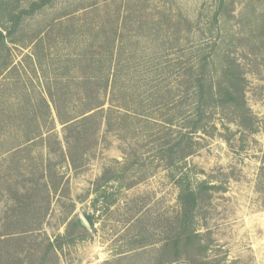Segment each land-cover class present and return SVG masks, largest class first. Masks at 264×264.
I'll return each instance as SVG.
<instances>
[{
  "label": "rangeland",
  "instance_id": "rangeland-1",
  "mask_svg": "<svg viewBox=\"0 0 264 264\" xmlns=\"http://www.w3.org/2000/svg\"><path fill=\"white\" fill-rule=\"evenodd\" d=\"M31 1L0 0V264H264V0H51L12 30ZM226 68L255 130L208 98L193 152L167 151L197 76L214 92ZM83 75L98 95L109 75L111 117L74 168L44 102L77 106ZM198 185L182 225L179 196Z\"/></svg>",
  "mask_w": 264,
  "mask_h": 264
},
{
  "label": "trees",
  "instance_id": "trees-1",
  "mask_svg": "<svg viewBox=\"0 0 264 264\" xmlns=\"http://www.w3.org/2000/svg\"><path fill=\"white\" fill-rule=\"evenodd\" d=\"M51 0H33L29 3L27 8L21 9L17 15L15 16V22L14 25H12V30H14L15 25L18 24V21L21 19L24 15H31L35 11L41 9L43 6L48 4ZM223 0H219V3H222ZM4 35L0 31V42L2 41ZM2 44V42H1ZM0 44V45H1ZM228 67V66H227ZM232 70L229 68H226L224 74L222 75V82H218L216 85L215 91L213 92L212 86H206L204 84L205 77L202 76L200 73L196 80V97H197V104L194 109V112L192 113L193 116L188 119L183 126V129L179 130L176 137V142L173 144H170L167 148V151H170L172 153V150L174 147H178L181 149V152L179 157H185L189 154H191L193 151L191 148V134L198 132L201 128H203L204 123H202L203 120V111H202V104L207 103V99H211L215 101L217 104H214L215 106H224L229 105L237 107L239 110L237 112L236 119H233V121L238 125L242 126L244 128L250 129V131H254L255 128L252 127V125L248 122V116L247 114L242 111L243 108H245L244 105V99H243V91L242 88L239 87V83L237 80V77L235 74L231 73ZM109 74V73H108ZM108 76L105 77V81L103 83L101 93L100 95L97 94L96 89H92L93 85H91L92 82H89L86 75H83L81 77V81L79 84L75 87V93L77 94V99L75 102L77 103V106H70L68 107L67 104L62 100V97L57 96L55 93L51 91H46V94L49 98V101H45V106L47 107L48 112L50 113V110L52 109L55 112L56 118L60 125H62L63 132H64V138L62 141H54L53 143L59 144V148L61 150L63 147L65 148L66 157L68 158V161L70 164L76 168L81 165V163H78L77 153L75 151L77 149H81V152H79V156H82V151L84 150L83 147H80L81 138L84 136H93L96 133V130L99 128V126L104 124L105 126H108L110 124V117H111V106L105 107V104L109 102V99H107V86H108ZM99 96V98H98ZM44 101V99H43ZM64 102V103H61ZM51 103V104H50ZM214 103V102H213ZM49 105L51 107H49ZM127 110V109H126ZM106 111H108L106 113ZM92 123V127L87 126V124ZM224 126V125H223ZM215 127V126H214ZM50 135H47L44 139V144L46 147H49V139ZM30 139L26 137V141H29ZM226 141L228 139H225ZM51 142V141H50ZM62 142V143H61ZM193 142V141H192ZM61 145V147H60ZM185 150V151H184ZM171 157V156H170ZM82 159V158H81ZM80 159V160H81ZM173 162L172 158L169 159V164ZM53 173L50 170V167L48 165H45L42 169V177H46V184L47 188L49 189H55V183H51L50 179ZM55 184V185H54ZM202 185H198V188H187L186 191H184L179 196V204H180V216H179V223L182 225H188L189 222L192 220V212L196 208L199 200V190H201ZM210 188H217L218 185H210ZM49 193V190H47ZM51 192V190H50ZM47 193V194H48ZM88 222L92 224L91 217L86 216ZM70 224L73 225L74 229L82 228V225L80 224V221L77 219L75 221H70ZM15 233V232H10ZM2 237L5 236V233L0 234ZM187 236V235H186ZM188 238L190 239H197L199 238V234L196 232L190 231ZM61 245L59 244L58 247ZM52 247L51 243L48 244L47 248ZM194 264H208V262H196Z\"/></svg>",
  "mask_w": 264,
  "mask_h": 264
},
{
  "label": "water",
  "instance_id": "water-1",
  "mask_svg": "<svg viewBox=\"0 0 264 264\" xmlns=\"http://www.w3.org/2000/svg\"><path fill=\"white\" fill-rule=\"evenodd\" d=\"M83 219V218H82ZM83 221H85L84 219H83ZM176 264H189L188 262H178V263H176Z\"/></svg>",
  "mask_w": 264,
  "mask_h": 264
}]
</instances>
